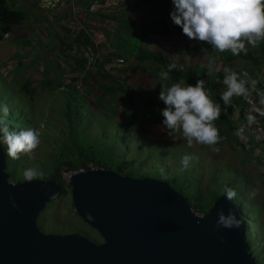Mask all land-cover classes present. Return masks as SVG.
Returning <instances> with one entry per match:
<instances>
[{
    "label": "rangeland",
    "instance_id": "1",
    "mask_svg": "<svg viewBox=\"0 0 264 264\" xmlns=\"http://www.w3.org/2000/svg\"><path fill=\"white\" fill-rule=\"evenodd\" d=\"M57 1L60 2L55 5ZM101 1L7 0L11 9L26 15L27 19L22 25L26 29L23 34L13 33L15 36L10 41L0 43V102L1 98L9 96L19 100L34 120L36 129L28 149L19 151H24V155L18 158L20 166L16 170L23 174V180L49 182L45 177L57 162L61 147L71 144L64 99L43 81L49 78L54 86L71 82L77 71L75 60L88 56L90 47L86 48L79 40L81 32L86 31L97 47L94 59L90 56L86 64L87 69L97 72L94 62H103L106 56V50L101 48L117 50L127 59L125 63L112 64L120 72L111 70L110 65L106 70L116 75L134 98V106H128L133 112L130 122L135 140L132 142L135 147L138 146L135 143L144 147L143 154L153 159L150 161L154 166L143 167L148 178L169 184L186 198L202 203L205 209L224 194L232 193L244 199L255 211L249 209V212L258 215L255 217L260 220L264 240V131L255 136L251 130L240 127L237 143L217 145L213 128L203 114L192 109L193 105L204 102L216 115L224 113L235 122L239 118L238 110L226 109L206 91L188 83L167 82L157 66L146 64L138 68L128 61L140 49H146L161 52L185 67L209 68L213 75L216 71L224 72L225 77L240 73L239 80L247 85L256 80L252 77L254 73L259 77L258 83L264 85V79L261 81L264 66L256 68L247 61L228 65L206 52V42L222 34L235 36L244 48L252 47L264 40V22L244 17L238 0H107L105 5ZM213 3L221 6L212 7ZM166 6L176 9L177 22L164 15ZM105 15L113 19L101 21L100 17ZM221 24L224 25L222 30ZM177 26L184 29V38L176 31ZM124 68L128 71L123 72ZM212 80L219 83L221 90H226L223 82L215 77ZM27 82L38 91L34 96L23 90ZM109 83L96 73L92 80L78 85L81 91L93 89L99 97L100 85ZM121 98L122 93H107L104 104L109 106L112 102L114 108ZM91 99L99 102L93 94ZM125 106L120 107L122 117ZM261 109L264 110V99L256 107L246 108L250 124L258 120L251 112ZM157 156L158 159H154ZM141 168V165L130 164L122 173H117L133 178L131 174L136 176L134 171ZM39 228L45 234L78 233L98 244L103 242L100 234L78 215L72 190L61 200L48 204L39 219ZM247 231L251 230L247 228ZM252 241L256 250L257 243L255 239Z\"/></svg>",
    "mask_w": 264,
    "mask_h": 264
},
{
    "label": "water",
    "instance_id": "2",
    "mask_svg": "<svg viewBox=\"0 0 264 264\" xmlns=\"http://www.w3.org/2000/svg\"><path fill=\"white\" fill-rule=\"evenodd\" d=\"M0 135V264H259L229 195L204 217L169 184L104 169L75 176L78 215L103 239L45 234L39 219L64 190L53 181H9Z\"/></svg>",
    "mask_w": 264,
    "mask_h": 264
},
{
    "label": "trees",
    "instance_id": "3",
    "mask_svg": "<svg viewBox=\"0 0 264 264\" xmlns=\"http://www.w3.org/2000/svg\"><path fill=\"white\" fill-rule=\"evenodd\" d=\"M244 10V17L255 18L264 22V0H238ZM108 1L102 0L101 3L105 5ZM154 4V3H151ZM218 3H213L212 7H220ZM165 15L170 18L172 22H177V11L173 7L166 6L164 8ZM103 15V14H100ZM26 15L11 9L7 0H0V40L7 35L8 32L16 25H20L26 21ZM101 21H108L113 19L112 16L105 15L100 17ZM222 30L224 25L219 26ZM157 31L159 28L156 26ZM176 31L184 38L186 34L181 26L175 27ZM86 31L81 32L79 40L83 42L87 50V57L85 59L77 58L76 73L72 75L71 82H61L54 86L53 81H44L45 84L51 86L53 92H59L65 102V116L68 123V127L71 133V144H65L61 147V153L58 156L57 162L52 166V171L45 177L46 181H53L60 185L64 190V196L68 195L69 190L72 188L63 181V172L66 169L78 171L82 167H87L89 163H93L95 166L104 170H111L122 173L126 167L130 164L141 165L142 168L135 170L136 176L131 174L130 177L137 179L148 178V173L144 171L145 166L151 168L154 164L150 161L153 160L151 155H144L146 150L138 143L137 147L133 146L132 139L135 140L132 133L133 124L130 122L133 112L128 109V106H134V98L128 87L121 83L116 75H111L106 70V66L116 62L114 59H120L121 64L125 63L123 54L114 49H106V56L103 62L96 60L97 75L103 79H108L110 83L106 86L100 85L102 90L99 93V97L96 91L93 89H87L81 91L79 82L84 80H92L94 73L92 70L87 69L86 64L93 56V59L97 53V47L92 41L91 35L86 34ZM206 52L212 58H218L223 60L225 64L231 65L239 61H247L252 66L262 69L264 66V40L256 42L250 48H244L241 46L238 38L232 35H224L217 38L210 39L206 42ZM128 61H132L134 67H142L146 64L151 66H157L162 69V74L167 82L174 85L180 83H188L193 85L197 89L206 91L213 96L219 103H221L226 109H235L239 111L238 121L235 122L231 117L221 113L216 115L213 113L204 102H198L193 105L192 109L203 114L205 119L210 123L213 128V133L217 137V145L223 146L224 143L229 144L237 143L238 129L242 127L244 130H251L259 136L261 131L258 130L257 121L264 123V110L252 111V115L258 117V120L254 124H250L247 119L246 107L243 99L238 95L234 88L229 90H221L219 83L212 80L213 77L223 82L225 88L232 83H243L240 73H231L229 77H225L224 72L216 71V75H213L209 68L202 66L185 67L183 64H179L171 60L167 55L161 52H152L146 49H140L136 56H133ZM114 70H118L114 68ZM128 69L124 68L123 72H127ZM252 77L256 78L254 84L258 83V75L252 73ZM2 81V80H0ZM23 90L27 91L30 96L36 94V90L32 89L31 82H27L23 85ZM111 93L114 95L122 93V98L119 99V103H116V107L113 108L111 102L109 106L104 104L106 94ZM94 95L99 102L95 99H91V95ZM228 96V97H224ZM121 102V103H120ZM2 104L0 106V135L2 136L1 145L6 155L7 160V172L9 174V181L14 184L22 183L23 174L19 172L20 166L18 158L24 155V151L19 152L20 149H28L30 145V139L36 135V129L34 126V120L27 110L23 108V105L19 100L14 97L1 98ZM125 106V114L122 117L120 113V107ZM97 112V114L95 113ZM101 115V117H100ZM264 131V130H263ZM242 147L245 144L242 143ZM254 151V150H252ZM154 159H158V156ZM264 160V155H263ZM16 161V162H15ZM118 169V170H117ZM122 170V171H121ZM29 179V178H28ZM227 195V194H224ZM223 196V195H222ZM221 196V197H222ZM232 200L238 205V208L242 212V217L246 221V226L250 229L251 233L247 231L252 254L255 256L260 264H264V240L261 233L263 231L260 226V220L249 212L248 203L240 197L233 196L229 193ZM219 197V198H221ZM217 198V200L219 199ZM195 213L205 216L209 210L213 207V204L205 209L202 203L196 200H190L187 198ZM217 202V201H216ZM252 210V208L250 209ZM252 212H255L252 210ZM43 216V213L41 214ZM40 216V217H41ZM258 217V215L256 214ZM260 223V224H259ZM253 231V232H252ZM253 239L257 243V249L253 245ZM91 241L97 243L93 239Z\"/></svg>",
    "mask_w": 264,
    "mask_h": 264
},
{
    "label": "built area",
    "instance_id": "4",
    "mask_svg": "<svg viewBox=\"0 0 264 264\" xmlns=\"http://www.w3.org/2000/svg\"><path fill=\"white\" fill-rule=\"evenodd\" d=\"M117 63L121 64V60L118 59ZM231 88H234L237 91L238 95L243 99L246 107H256L262 101V99H264V85L260 86L254 83H251L250 85H247L245 83H235L227 86L226 90ZM257 126L259 131L264 130V123L258 121ZM95 169L102 168L95 166L93 163H89L87 167H82L78 171L66 169L63 172V181L70 186L72 179L77 176V174L85 173L87 171Z\"/></svg>",
    "mask_w": 264,
    "mask_h": 264
},
{
    "label": "crops",
    "instance_id": "5",
    "mask_svg": "<svg viewBox=\"0 0 264 264\" xmlns=\"http://www.w3.org/2000/svg\"><path fill=\"white\" fill-rule=\"evenodd\" d=\"M60 1H57V3L55 4V5H57L58 3H59ZM152 5V4H151ZM45 6H46V4H45ZM164 15H165V13H164ZM24 23V22H23ZM23 23H21L20 25H16V26H14L13 28H12V30L10 31V32H8L7 33V35H4V38L2 39V40H0V43H4L5 41H10L11 39H12V36H15V35H13V33L14 34H18V33H20V34H23V32H24V30H26V29H23L22 28V25H23ZM25 42H30V41H25ZM118 60V59H117ZM117 60H116V62H113V63H116L117 64ZM29 61H30V59H29ZM113 63H111V64H108V65H110L111 67H110V69L111 70H113V68L114 67H116V66H114V65H112ZM107 65V66H108ZM111 73V72H110ZM71 79H72V77H71ZM263 77H262V79H261V81L263 82ZM1 80V79H0ZM50 79L49 78H47V79H45L44 81H49ZM43 81V82H44ZM50 81H53V80H50ZM45 83V82H44ZM46 84H48V83H46ZM38 93V91H36V94ZM260 134V133H259Z\"/></svg>",
    "mask_w": 264,
    "mask_h": 264
},
{
    "label": "bare ground",
    "instance_id": "6",
    "mask_svg": "<svg viewBox=\"0 0 264 264\" xmlns=\"http://www.w3.org/2000/svg\"><path fill=\"white\" fill-rule=\"evenodd\" d=\"M242 132V131H241ZM188 200V199H187ZM237 205V204H236ZM238 206V205H237ZM193 209V208H192ZM194 211V210H193ZM194 213H195V211H194ZM195 215H197L196 213H195ZM198 217H200L199 215H197ZM201 217H204V216H201ZM243 218V217H242ZM244 220V219H243ZM249 240V238H248V236H247V241ZM249 243H250V241H248ZM251 245V244H250ZM253 257H255V256H253ZM258 262V261H257Z\"/></svg>",
    "mask_w": 264,
    "mask_h": 264
},
{
    "label": "clouds",
    "instance_id": "7",
    "mask_svg": "<svg viewBox=\"0 0 264 264\" xmlns=\"http://www.w3.org/2000/svg\"><path fill=\"white\" fill-rule=\"evenodd\" d=\"M232 84H235V83H232ZM229 90V89H228Z\"/></svg>",
    "mask_w": 264,
    "mask_h": 264
}]
</instances>
